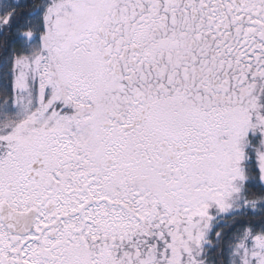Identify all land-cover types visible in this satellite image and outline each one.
I'll return each mask as SVG.
<instances>
[{"label":"snow or ice","instance_id":"6c2138e0","mask_svg":"<svg viewBox=\"0 0 264 264\" xmlns=\"http://www.w3.org/2000/svg\"><path fill=\"white\" fill-rule=\"evenodd\" d=\"M0 264H264V0H0Z\"/></svg>","mask_w":264,"mask_h":264}]
</instances>
